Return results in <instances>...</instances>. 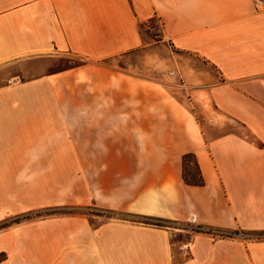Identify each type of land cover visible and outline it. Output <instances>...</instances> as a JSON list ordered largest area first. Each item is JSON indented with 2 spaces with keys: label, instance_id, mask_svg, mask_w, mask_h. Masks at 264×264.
Masks as SVG:
<instances>
[{
  "label": "crops",
  "instance_id": "1",
  "mask_svg": "<svg viewBox=\"0 0 264 264\" xmlns=\"http://www.w3.org/2000/svg\"><path fill=\"white\" fill-rule=\"evenodd\" d=\"M262 1L0 0V217L21 201L10 187L72 170L84 202L120 214L3 226L0 264H264ZM152 18L162 44L213 72L119 66ZM63 57L79 63L60 68ZM185 153L203 185L183 180Z\"/></svg>",
  "mask_w": 264,
  "mask_h": 264
},
{
  "label": "rangeland",
  "instance_id": "2",
  "mask_svg": "<svg viewBox=\"0 0 264 264\" xmlns=\"http://www.w3.org/2000/svg\"><path fill=\"white\" fill-rule=\"evenodd\" d=\"M160 23L157 19L152 18L146 22L141 23L140 30L145 42V46L136 49L133 52L126 54L116 60V63L124 68H129L144 76L148 77V62L159 64L160 69L170 74L174 79L181 78L180 73L183 70H188L193 73L201 74L208 71L213 72L205 60L193 53H186L170 48L166 43L160 42ZM148 55L153 56V60L148 59ZM156 58V59H155ZM79 63V60L69 57H63L58 60V67L63 68L72 64ZM151 65V64H150ZM175 95L186 102L196 113L199 115V107L192 106L188 100L185 92L173 89ZM73 98H80L81 92L74 91ZM229 125L226 129L231 128ZM80 141V140H78ZM80 149V148H79ZM79 157V156H78ZM86 174L88 172H85ZM96 172H89V174ZM91 179V177H89ZM29 184L18 185L10 187V193H17L21 201L9 202L12 213H4L0 218V228L8 224L14 223L23 219L22 215H28L29 218L40 217L42 215L56 214V215H84L92 226H96L100 221L108 217H118L120 214H114L111 210L96 206L94 201L84 202L89 196L87 193L86 185H82V171H58L55 180L56 185L49 186L46 180L29 181ZM28 183V182H27ZM32 183V185H30ZM46 183V184H43ZM27 199H30L27 200ZM26 200V201H25ZM25 210L22 213H13V211L20 210V208L35 207ZM140 221H149L144 218H138ZM149 222L155 223L158 221ZM161 225L173 226L172 222L159 221ZM208 229V228H207ZM209 230V229H208ZM216 231V230H215ZM219 233V231H216ZM179 235L173 237L174 240L179 239Z\"/></svg>",
  "mask_w": 264,
  "mask_h": 264
},
{
  "label": "trees",
  "instance_id": "3",
  "mask_svg": "<svg viewBox=\"0 0 264 264\" xmlns=\"http://www.w3.org/2000/svg\"><path fill=\"white\" fill-rule=\"evenodd\" d=\"M181 164H182V177L185 183L191 184V185H203L204 184L203 176L201 174L196 157L193 153L183 154L181 158ZM23 218H29V216L25 215L23 216ZM18 220L19 219H16L14 222H17ZM154 221H158V222H155V224L161 225L159 223V221H161L160 219H155ZM145 222H149V221H145Z\"/></svg>",
  "mask_w": 264,
  "mask_h": 264
},
{
  "label": "built area",
  "instance_id": "4",
  "mask_svg": "<svg viewBox=\"0 0 264 264\" xmlns=\"http://www.w3.org/2000/svg\"><path fill=\"white\" fill-rule=\"evenodd\" d=\"M262 2H263L262 0H255V4H256V6H257L258 4H260V3H262ZM170 74H174V72L171 71ZM200 228H201V227L195 226L194 230H196V229H200ZM201 229H202V228H201ZM206 229H207V228H206Z\"/></svg>",
  "mask_w": 264,
  "mask_h": 264
}]
</instances>
